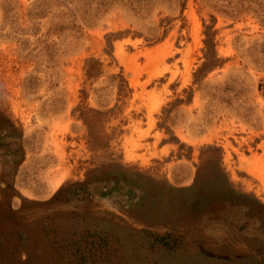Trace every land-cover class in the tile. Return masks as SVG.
<instances>
[{
	"label": "rangeland",
	"instance_id": "1",
	"mask_svg": "<svg viewBox=\"0 0 264 264\" xmlns=\"http://www.w3.org/2000/svg\"><path fill=\"white\" fill-rule=\"evenodd\" d=\"M0 264H264V0H0Z\"/></svg>",
	"mask_w": 264,
	"mask_h": 264
}]
</instances>
